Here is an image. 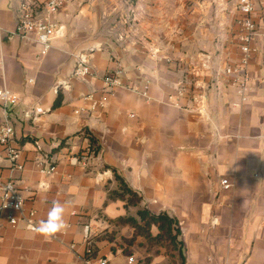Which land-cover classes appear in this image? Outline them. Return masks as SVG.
<instances>
[{
	"label": "crops",
	"instance_id": "0c3cea01",
	"mask_svg": "<svg viewBox=\"0 0 264 264\" xmlns=\"http://www.w3.org/2000/svg\"><path fill=\"white\" fill-rule=\"evenodd\" d=\"M89 1L69 0L55 16L64 30L43 55L39 44L12 34L19 0H0V87L21 97L10 120L25 164L12 173L1 161L0 175L15 177L36 225L53 202L63 206L66 224L45 237L24 221L11 226L1 217L0 264H86L89 243L92 256L108 264H264V41L256 43L244 102L219 74L238 59L237 42L234 55L217 56L205 68L200 59L189 62L177 44L170 48V36L149 41L141 31L140 41H123L113 32L98 33ZM149 48L172 61L155 60ZM82 51L90 52L94 73L76 77ZM117 61L124 82L144 89L149 81L146 96L122 88L108 93L103 76ZM183 78L200 84L194 96L202 94L203 101L177 99ZM59 93L61 104L53 108ZM89 95L107 96L108 104L94 107ZM31 108L34 119L25 112ZM41 154L56 166L53 173L39 171ZM74 155L77 163L70 160ZM223 178L230 189L222 188ZM141 210L176 220L179 251L166 250L155 224L149 237L139 231L137 225L145 226Z\"/></svg>",
	"mask_w": 264,
	"mask_h": 264
},
{
	"label": "built area",
	"instance_id": "2783aa9c",
	"mask_svg": "<svg viewBox=\"0 0 264 264\" xmlns=\"http://www.w3.org/2000/svg\"><path fill=\"white\" fill-rule=\"evenodd\" d=\"M69 0H19V15L15 29L12 34L19 38L30 39L41 46V54L52 48L53 39L61 36L64 30V24L56 19V15L66 6ZM238 17V34L237 43L240 55L235 62L224 66L219 74L226 76L230 86L233 87L235 93L244 102L248 101L251 93L252 76L250 73V64L254 55L258 52L259 47L256 45L259 41H264V0H237ZM4 28L0 23V35L4 32ZM149 52L157 61L164 59L171 62L170 57L160 56V49L149 48ZM213 55H205L200 60L203 67L209 68ZM221 59V58H220ZM182 61L178 60L177 64ZM3 69V61L0 58V70ZM124 66L121 61H117L116 66L107 71L103 76V81L108 88V93H113L117 88L132 90L143 95H147V87L149 81L146 82L144 89H139L135 84L123 81ZM93 72L91 64V54L89 51L79 52L76 56L73 76L85 77ZM198 76V71L193 70ZM184 83V84H183ZM61 85L66 86V83ZM199 83L191 82L183 79L178 83L177 99L191 96L192 100L203 101L202 94L195 95V89ZM195 88V89H194ZM87 98L93 100V106L103 107L108 104V97L104 96L100 100L89 95ZM21 102L19 94L11 90L7 86L0 87V162H8V167L12 173L22 171L25 164L21 161V149L15 140V129L10 120V113ZM26 114L32 119L35 118L37 110L35 108L27 109ZM79 112V111H76ZM37 145V149L41 150V146ZM73 163H77L79 158L74 155L70 158ZM39 171L49 175L55 171L56 166L51 163L47 154H41L36 159ZM83 164H86L83 162ZM1 167V166H0ZM223 189L228 190L232 184L227 178L221 180ZM26 199L21 194V189L15 177H3L0 175V218L5 216L11 226H16L20 221H24L27 228L29 225L37 226L33 211L25 210ZM1 229V224H0ZM30 229V228H29ZM32 230V229H31ZM87 232L89 226H86ZM86 264H108L105 257L94 258L92 256V248L90 243L86 250ZM133 261V256L129 258Z\"/></svg>",
	"mask_w": 264,
	"mask_h": 264
},
{
	"label": "rangeland",
	"instance_id": "374dc122",
	"mask_svg": "<svg viewBox=\"0 0 264 264\" xmlns=\"http://www.w3.org/2000/svg\"><path fill=\"white\" fill-rule=\"evenodd\" d=\"M94 2L96 0L91 3L92 11L96 13L99 21L100 27L97 32L100 34L113 32L121 35L119 37L123 41L128 37L137 38L141 31H144V36H148L149 41L170 36L173 40L170 48H174L177 44L189 62L202 60L205 55H213L211 59L216 62L217 56L227 52L234 55L233 52L237 50V0H100L98 3ZM140 40L141 37H138V41ZM183 79H180L178 83ZM132 201H136L135 196ZM163 244L168 252L180 250L179 242L175 244L174 249L167 240Z\"/></svg>",
	"mask_w": 264,
	"mask_h": 264
},
{
	"label": "trees",
	"instance_id": "16d2710c",
	"mask_svg": "<svg viewBox=\"0 0 264 264\" xmlns=\"http://www.w3.org/2000/svg\"><path fill=\"white\" fill-rule=\"evenodd\" d=\"M61 101H62V95L59 93L53 104V108L58 107L61 104ZM91 144H93L92 141ZM121 183L124 192L130 195L129 201L133 202L132 201L133 196L136 197V201H137L139 199L137 195L127 187V185L123 182V180L121 181ZM139 215L142 218V220L145 221V226L137 225V228L141 233H144L147 235V237H149V227L152 224H155L159 229V234L157 236V239L163 242H165L166 240L169 241L170 245L174 249L175 244H178V235L180 233V229L178 228L177 222L174 218H171L167 214L154 215L149 213L147 210L139 211ZM171 256L173 257V254Z\"/></svg>",
	"mask_w": 264,
	"mask_h": 264
},
{
	"label": "clouds",
	"instance_id": "9594fccd",
	"mask_svg": "<svg viewBox=\"0 0 264 264\" xmlns=\"http://www.w3.org/2000/svg\"><path fill=\"white\" fill-rule=\"evenodd\" d=\"M40 187L47 189L48 185L42 182ZM63 216V206L59 202H53L47 219L41 220L37 226L29 225V228L45 237L53 236L66 227Z\"/></svg>",
	"mask_w": 264,
	"mask_h": 264
},
{
	"label": "water",
	"instance_id": "95a60500",
	"mask_svg": "<svg viewBox=\"0 0 264 264\" xmlns=\"http://www.w3.org/2000/svg\"><path fill=\"white\" fill-rule=\"evenodd\" d=\"M5 32L2 33V35L4 34Z\"/></svg>",
	"mask_w": 264,
	"mask_h": 264
}]
</instances>
